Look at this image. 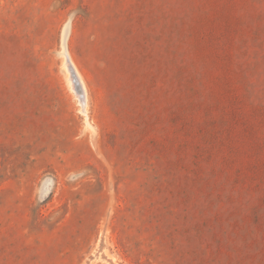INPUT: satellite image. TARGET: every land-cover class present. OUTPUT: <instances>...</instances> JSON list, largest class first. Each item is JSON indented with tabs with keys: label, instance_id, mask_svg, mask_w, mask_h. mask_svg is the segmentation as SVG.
Returning a JSON list of instances; mask_svg holds the SVG:
<instances>
[{
	"label": "rangeland",
	"instance_id": "rangeland-1",
	"mask_svg": "<svg viewBox=\"0 0 264 264\" xmlns=\"http://www.w3.org/2000/svg\"><path fill=\"white\" fill-rule=\"evenodd\" d=\"M0 264H264V0H0Z\"/></svg>",
	"mask_w": 264,
	"mask_h": 264
},
{
	"label": "bare ground",
	"instance_id": "bare-ground-1",
	"mask_svg": "<svg viewBox=\"0 0 264 264\" xmlns=\"http://www.w3.org/2000/svg\"><path fill=\"white\" fill-rule=\"evenodd\" d=\"M68 35V34H67ZM68 37V36H67ZM67 53V52H66ZM68 54V53H67ZM66 55V54H65ZM69 59L71 60V58H70V55H69ZM76 69V68H75ZM82 80V79H81ZM83 82V81H82ZM83 84V83H82ZM84 85V84H83ZM84 87V86H83ZM86 90V89H85ZM79 95H80V93H79ZM82 95V94H81ZM86 99V98H85ZM84 105V104H83ZM82 106V105H81ZM86 109V108H85ZM84 110V109H83ZM84 112H86V111H84Z\"/></svg>",
	"mask_w": 264,
	"mask_h": 264
}]
</instances>
